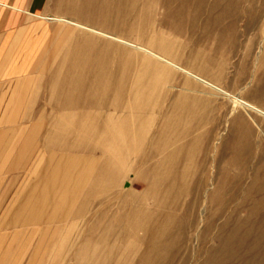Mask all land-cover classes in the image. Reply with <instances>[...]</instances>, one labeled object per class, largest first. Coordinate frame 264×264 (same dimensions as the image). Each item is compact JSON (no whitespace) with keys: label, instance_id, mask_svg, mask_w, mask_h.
Here are the masks:
<instances>
[{"label":"rangeland","instance_id":"obj_1","mask_svg":"<svg viewBox=\"0 0 264 264\" xmlns=\"http://www.w3.org/2000/svg\"><path fill=\"white\" fill-rule=\"evenodd\" d=\"M59 8L4 96L0 264H264V0Z\"/></svg>","mask_w":264,"mask_h":264},{"label":"crops","instance_id":"obj_2","mask_svg":"<svg viewBox=\"0 0 264 264\" xmlns=\"http://www.w3.org/2000/svg\"><path fill=\"white\" fill-rule=\"evenodd\" d=\"M55 6L60 9V0H0V177L4 170L6 173L18 171L20 163L31 158L15 144L21 136L12 129L23 125L18 121L7 123L4 96H10L7 86L22 82L34 71L51 39V21L68 20L55 12ZM6 128L10 131H4Z\"/></svg>","mask_w":264,"mask_h":264},{"label":"bare ground","instance_id":"obj_3","mask_svg":"<svg viewBox=\"0 0 264 264\" xmlns=\"http://www.w3.org/2000/svg\"><path fill=\"white\" fill-rule=\"evenodd\" d=\"M173 126V130L176 132V126L175 125H172ZM175 134L176 133H174V136H175ZM160 143L157 145V148H159V149H161L162 151H163V147H164V145H165V142H166V140H163L162 139V137L160 138ZM179 143V142H178ZM160 145V146H159ZM167 147V146H166ZM174 149V152H175V146L173 147ZM162 154H163V152H162ZM172 175L174 176V177H176V175H177V170H173V173H172ZM174 180V179H173ZM174 186H175V184H174V182H172V183H170L169 184V187L172 189V188H174Z\"/></svg>","mask_w":264,"mask_h":264}]
</instances>
